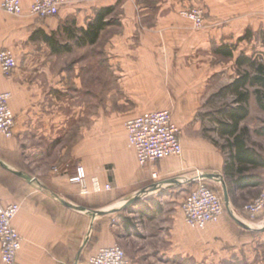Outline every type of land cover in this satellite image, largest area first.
<instances>
[{
    "label": "crops",
    "instance_id": "crops-1",
    "mask_svg": "<svg viewBox=\"0 0 264 264\" xmlns=\"http://www.w3.org/2000/svg\"><path fill=\"white\" fill-rule=\"evenodd\" d=\"M124 1L71 0L58 16L39 19L29 12L34 0H21L23 14L14 16L2 9L0 0V52L11 50L18 62L10 76L0 68V94H12L9 106L16 120L14 138L0 136L1 193L5 205L19 206L14 224L24 238L15 264H86L101 248L120 241L115 214L108 213L118 211L129 195L176 207L175 212H160L154 201L145 202L151 205L139 217L140 224L146 226L162 213L170 226L174 215L176 227L186 231L190 227L182 204L199 174L226 204L219 223L197 229L203 231L199 245H229L240 257L262 246L264 215L252 220L242 207L264 193V166L246 165L244 170L260 178V186H235L224 170L230 157L219 125L218 137L226 142L223 149L194 132L182 135L180 158L140 167L127 145L125 124L149 111L170 108L176 122L193 120L200 113L227 120L223 112L227 107L237 110L236 98L217 94L243 73L236 64L243 49L236 41L248 28L253 38L263 36L264 0ZM191 6L207 12L204 30H195L181 16L180 11ZM107 7L113 8L123 33L101 36L84 47V54L72 57L70 91L66 64L72 59L63 49L53 52L46 36H64L60 44L67 45L74 29H86L95 12ZM222 43L235 45L238 55L234 50L235 57L228 61L215 55L214 46ZM254 90L250 115L239 122L238 133L264 160V136L256 133L264 127V111ZM72 121L81 125L82 139L77 153L69 157L64 144ZM75 160L89 180L96 176L103 186L112 185L113 202L103 195L109 191L82 195L70 182ZM55 166L59 175L52 172ZM142 230L134 237H155L148 226ZM140 251L143 259L146 251Z\"/></svg>",
    "mask_w": 264,
    "mask_h": 264
},
{
    "label": "built area",
    "instance_id": "built-area-1",
    "mask_svg": "<svg viewBox=\"0 0 264 264\" xmlns=\"http://www.w3.org/2000/svg\"><path fill=\"white\" fill-rule=\"evenodd\" d=\"M70 0H34L30 14L39 18L58 16L60 10L70 4ZM2 9L9 15L23 14L21 0H2ZM181 16L191 22L195 30L205 29L206 11L200 7H189L180 11ZM18 67L14 52L8 49L0 52V68L5 76H10ZM12 98L10 92L0 94V136L14 138L16 126L15 115L9 106ZM127 131V145L134 151L140 167L151 163H158L165 158H180L183 154L182 130L177 126L173 111H149L125 124ZM54 174L61 170L55 166ZM157 174H154V178ZM197 185L183 201L182 211L186 224L194 230L205 229L208 225L219 223L226 212V204L222 197L211 186L207 185L205 178L196 176ZM70 182L79 188L82 195L111 191L112 185L103 186L99 177L89 180L84 166L78 165ZM242 210L255 220L264 215V193L246 203ZM20 212L17 204L5 205L0 188V252L4 264H15L19 251L22 249L24 238L20 236L15 227L14 220ZM86 264H133L128 258L124 248L119 244L101 248L91 256Z\"/></svg>",
    "mask_w": 264,
    "mask_h": 264
},
{
    "label": "rangeland",
    "instance_id": "rangeland-1",
    "mask_svg": "<svg viewBox=\"0 0 264 264\" xmlns=\"http://www.w3.org/2000/svg\"><path fill=\"white\" fill-rule=\"evenodd\" d=\"M120 2L123 3L125 1L120 0ZM109 17L112 18L109 21V25L103 29L101 36L109 37L122 34L123 30L120 28V22L117 18V15L114 13V10ZM247 31L248 30H246L242 36L246 35ZM262 33L263 36L260 38H253L252 31L251 39L253 40H246V43H244L245 41H236L237 46L243 49L240 54H245L246 56H251L252 58H261V60H264V31ZM81 34V30L74 29V32L69 35L70 37L68 39L70 43H67V45H69L71 50H63V53L66 54V57H70V59H72V57H74L76 54H84V47L88 45H78L76 39L74 38V36H79ZM61 37L62 39H58V37L55 36V40L59 45H61V41H66L64 36ZM250 41H254L253 45L250 43ZM229 59L233 58H226V61ZM73 61L74 60L72 59L68 64H66V69L68 72L67 75H69L66 86L70 91L72 84L70 79L73 78L71 74L74 68L72 65ZM240 69L244 72L248 71L249 68L245 66ZM168 110L172 111V108ZM217 121L218 119L214 117L211 118L204 113H200L197 115V117L193 118V120H181L177 122L175 120L177 126L182 130L183 136L190 133L199 132L200 136H203L206 139L209 138L213 143H216L217 146L223 149L224 146H226V142L218 137L219 134L217 131ZM71 128L72 129L70 130L67 143L64 144V147L66 148V155L69 157L77 153L78 145L82 139V132H80L81 125H76V121H72ZM73 162L77 166L80 164V162L76 160ZM208 186H211L214 190H216L213 184H208ZM113 194V191L103 194L108 197V203L114 201L115 198H113ZM161 196L162 195H160V197ZM124 199L123 206L120 207L118 211L111 210L108 214H115L113 217L114 224L115 226L119 227L117 229L118 234H121V239L116 244L121 245V247L125 249L129 259L136 264H264V240L262 241V246L260 249V246L256 247L253 249L254 251L250 252V254L242 257L238 256L237 253L233 251L234 248H231L229 245L222 246L221 248L220 246L216 247L214 243L212 245H199V234L203 231L194 230L191 228H187L186 231L180 230L176 227V218L174 215L172 226L169 225L168 217H163L164 214L162 213L160 216L155 217L153 221L147 223L146 226L143 225L144 223L140 224L138 222L142 212L147 211L146 206L149 207L153 203L152 201H154V209L160 212L167 210V208L175 212L176 207L174 205L163 206L158 200H156L157 198L141 200L138 197H133V195L126 196ZM173 199L174 198H170L169 200L173 201ZM145 202H149L151 204L148 206ZM147 226L150 229L149 232L151 234L154 233L155 237L149 238L148 240H143L140 237H134L139 235V232H141V230ZM186 242H189V247L184 246V243ZM140 249L146 251V253H143L145 254L143 259H141L142 255L140 253Z\"/></svg>",
    "mask_w": 264,
    "mask_h": 264
},
{
    "label": "trees",
    "instance_id": "trees-1",
    "mask_svg": "<svg viewBox=\"0 0 264 264\" xmlns=\"http://www.w3.org/2000/svg\"><path fill=\"white\" fill-rule=\"evenodd\" d=\"M113 12V8L107 7L97 10L95 18L90 21L86 29L81 30L82 34L74 36L78 45L86 46L95 43L101 36L103 29L109 25L106 19ZM252 36V30L248 29L246 35L239 38L240 42L249 40ZM46 40L52 47L53 52L59 53L61 49L70 51L69 45H59L55 41V34L46 36ZM60 46L59 48L57 46ZM235 45L222 43L220 46H214L213 52L217 56L226 58H234ZM236 64L238 68L248 67V71L240 73L239 76L230 85L221 89L217 96L232 95L234 96V104H238L237 110L233 108H225L224 116L227 120L218 119V125L221 128L220 136H227V148L229 149V160L226 162L225 171L232 183L238 188L260 186L262 180L256 176L245 175L246 165L264 166V160L254 150L247 147L245 136L239 134L238 124L240 121L249 117L248 103L251 96V89L255 88L254 93L257 97L258 104L264 111V60L261 58H252L241 54ZM230 120V122H228ZM256 133L264 136V127L258 129ZM232 139V142L230 141ZM235 150V152H234ZM238 165V167L236 166Z\"/></svg>",
    "mask_w": 264,
    "mask_h": 264
}]
</instances>
